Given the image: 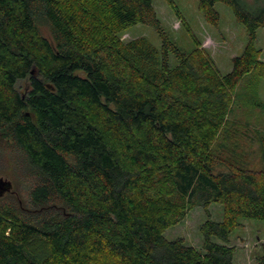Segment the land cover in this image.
I'll use <instances>...</instances> for the list:
<instances>
[{
	"label": "trees",
	"instance_id": "16d2710c",
	"mask_svg": "<svg viewBox=\"0 0 264 264\" xmlns=\"http://www.w3.org/2000/svg\"><path fill=\"white\" fill-rule=\"evenodd\" d=\"M198 2L211 25L223 3L248 32L226 75L183 56L154 0H0V138L29 184L27 199L0 198V264H234L232 232L264 222V171L217 143L240 82L264 76V4ZM139 24L161 49L120 40ZM212 204L223 218L202 226V250L165 238L194 207L210 217Z\"/></svg>",
	"mask_w": 264,
	"mask_h": 264
},
{
	"label": "rangeland",
	"instance_id": "374dc122",
	"mask_svg": "<svg viewBox=\"0 0 264 264\" xmlns=\"http://www.w3.org/2000/svg\"><path fill=\"white\" fill-rule=\"evenodd\" d=\"M249 6L264 4V0H242ZM154 8L162 28L180 50L189 58L195 53L211 59L221 75L232 69V59L240 56L248 42V32L235 17L232 9L218 3L215 9L219 13L217 25H211L205 19L198 0H154ZM39 30L51 40L50 28L42 23ZM120 40L127 44L133 40L147 39L157 49L162 43L156 31L147 25H135L119 33ZM256 48L260 51V62L264 64V28L257 31ZM181 57L170 55V66L176 69ZM261 69L247 75L238 85L233 96L232 107L227 115L223 136L217 144H226L235 148L245 159L249 168L264 171V76ZM81 75L82 72L80 73ZM22 82V91L27 88ZM227 133V137L224 135ZM21 155L9 140L0 138V179L12 183V192L23 199L29 195L27 176L22 167ZM217 171L226 172L224 166ZM210 217L200 207H194L180 224L169 228L164 236L167 240L181 239L186 245L202 250L204 236L201 232L204 223L211 219L222 221L223 208L219 204L210 206ZM241 225L230 235V245L235 249L234 264H258L264 255V222L241 220Z\"/></svg>",
	"mask_w": 264,
	"mask_h": 264
},
{
	"label": "water",
	"instance_id": "95a60500",
	"mask_svg": "<svg viewBox=\"0 0 264 264\" xmlns=\"http://www.w3.org/2000/svg\"><path fill=\"white\" fill-rule=\"evenodd\" d=\"M12 183L4 179H0V198H2L6 193L12 191Z\"/></svg>",
	"mask_w": 264,
	"mask_h": 264
},
{
	"label": "flooded vegetation",
	"instance_id": "af4514ba",
	"mask_svg": "<svg viewBox=\"0 0 264 264\" xmlns=\"http://www.w3.org/2000/svg\"><path fill=\"white\" fill-rule=\"evenodd\" d=\"M11 192H12V191H11ZM8 193H10V192H8ZM8 193H6V194H8ZM6 194H5V195H6ZM5 195H4V196H5ZM4 196H3V197H4ZM3 197H2V198H3Z\"/></svg>",
	"mask_w": 264,
	"mask_h": 264
}]
</instances>
